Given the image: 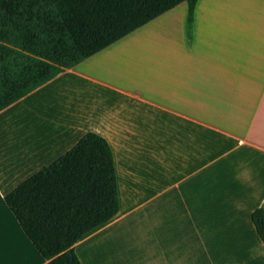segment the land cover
<instances>
[{
  "label": "crops",
  "instance_id": "0c3cea01",
  "mask_svg": "<svg viewBox=\"0 0 264 264\" xmlns=\"http://www.w3.org/2000/svg\"><path fill=\"white\" fill-rule=\"evenodd\" d=\"M186 15L0 112V264L46 262L4 198L89 132L112 151L119 211L74 245L81 264H264V0H197L190 40Z\"/></svg>",
  "mask_w": 264,
  "mask_h": 264
},
{
  "label": "trees",
  "instance_id": "16d2710c",
  "mask_svg": "<svg viewBox=\"0 0 264 264\" xmlns=\"http://www.w3.org/2000/svg\"><path fill=\"white\" fill-rule=\"evenodd\" d=\"M197 0H0V112L179 4ZM44 264H81L74 245L119 211L112 151L95 133L4 198ZM264 247V207L251 214Z\"/></svg>",
  "mask_w": 264,
  "mask_h": 264
},
{
  "label": "bare ground",
  "instance_id": "6f19581e",
  "mask_svg": "<svg viewBox=\"0 0 264 264\" xmlns=\"http://www.w3.org/2000/svg\"><path fill=\"white\" fill-rule=\"evenodd\" d=\"M226 1H227V0H226ZM225 4H226V3H224L223 6H226ZM221 8H222V6L219 8V10H221ZM224 8H225V7H224ZM224 11H225V10H224ZM219 12H221V11H219Z\"/></svg>",
  "mask_w": 264,
  "mask_h": 264
}]
</instances>
